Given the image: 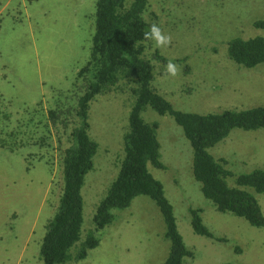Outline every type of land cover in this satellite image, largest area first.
<instances>
[{
    "label": "rangeland",
    "instance_id": "obj_1",
    "mask_svg": "<svg viewBox=\"0 0 264 264\" xmlns=\"http://www.w3.org/2000/svg\"><path fill=\"white\" fill-rule=\"evenodd\" d=\"M96 1L0 0L1 136L17 146L13 152L0 148V264H41L46 225L62 190V167L57 128L47 135L36 124L44 122L47 111L71 90L76 73L90 58ZM134 1L125 0V6ZM143 16L149 29L155 24L170 37L167 46L159 47L150 39L144 56L153 68L152 88L174 111L205 116L264 107V65L238 66L228 52L234 40L264 38V0H147ZM169 61L178 69L175 76L167 73ZM119 87L120 92L96 96L89 106L88 135L97 152L81 189L83 223L71 257L93 231L96 208L124 158L136 94L132 83L121 82ZM141 117L157 125L159 160L165 170L148 169L162 185L177 231L193 252L183 263L264 264V227L219 213L203 196L192 176L191 145L172 117L149 106ZM207 151L226 162L232 174L227 184L236 187L238 176L264 170V130L234 129ZM245 190L256 198L264 216V194ZM196 209L204 226L225 242L194 234L190 220ZM112 214L114 221L94 233L98 246L87 250L85 259L66 264L165 263L171 243L151 199L136 197L128 208Z\"/></svg>",
    "mask_w": 264,
    "mask_h": 264
},
{
    "label": "trees",
    "instance_id": "obj_2",
    "mask_svg": "<svg viewBox=\"0 0 264 264\" xmlns=\"http://www.w3.org/2000/svg\"><path fill=\"white\" fill-rule=\"evenodd\" d=\"M146 7L147 0H135L128 7L125 0L96 1L90 58L76 73L71 90L47 111L44 122L36 124L46 129L47 135L51 128H57L62 167V190L54 217L46 225L39 251L41 264H66L85 259L87 250L99 244L94 233L114 221L112 211L128 208L132 200L139 196L151 199L164 220L166 237L171 243L164 264H184V258L193 257V252L187 249L177 231L173 209L164 196L162 185L148 169L151 166L165 170L159 160L157 125L148 124L141 117L148 106L159 115L171 116L182 129L193 151L192 176L215 209L219 213L244 219L252 227H264V216L258 201L245 190L264 194V170L240 175L235 179L236 187H229L227 179L232 174L226 169V162L215 160L207 151L234 129L264 130V107L205 116L174 111L151 86L153 68L144 56L146 44L150 41L144 36L150 32L143 16ZM260 25L264 26V23ZM228 52L229 58L238 66L250 69L264 65V38L234 40L229 44ZM121 82L132 83L133 93L136 94L129 116V130L123 141L124 158L116 180L96 208L93 231L77 255L71 257L70 249L79 241L83 223L81 189L85 176L93 169L97 152V144L88 135L89 106L96 96L120 92ZM0 131V148L13 152L11 150L17 146L1 136L4 133L1 127ZM64 134L66 136L63 137ZM13 143H16L15 139ZM190 225L198 236L225 242L214 237L204 226L200 209L191 211Z\"/></svg>",
    "mask_w": 264,
    "mask_h": 264
},
{
    "label": "clouds",
    "instance_id": "obj_3",
    "mask_svg": "<svg viewBox=\"0 0 264 264\" xmlns=\"http://www.w3.org/2000/svg\"><path fill=\"white\" fill-rule=\"evenodd\" d=\"M144 36L146 39L154 40L158 47L167 46L170 43V37L162 34L160 27H158L155 24L151 26L150 32H146ZM166 69H167V73L172 76H175L178 71L176 65L170 61L167 63Z\"/></svg>",
    "mask_w": 264,
    "mask_h": 264
}]
</instances>
